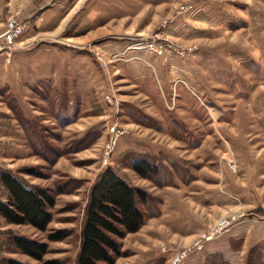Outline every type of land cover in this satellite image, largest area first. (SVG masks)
<instances>
[{
    "label": "rangeland",
    "instance_id": "obj_1",
    "mask_svg": "<svg viewBox=\"0 0 264 264\" xmlns=\"http://www.w3.org/2000/svg\"><path fill=\"white\" fill-rule=\"evenodd\" d=\"M37 5L0 0V32ZM141 11L131 50L164 62L165 84L155 70L138 82L114 75L111 58L127 55V45L107 52L103 39L85 46L106 61L104 73L83 82L76 69L72 79L53 77L37 59L17 68L13 51L0 54V172L49 188L55 199L45 229L0 215V264H76L89 189L107 165L150 194L149 216L119 239L113 264H264V0H163ZM74 16L59 36L78 34ZM112 126L124 132L114 139ZM136 158L157 165L156 181L132 168ZM17 235L46 242L45 253L22 252Z\"/></svg>",
    "mask_w": 264,
    "mask_h": 264
},
{
    "label": "crops",
    "instance_id": "obj_2",
    "mask_svg": "<svg viewBox=\"0 0 264 264\" xmlns=\"http://www.w3.org/2000/svg\"><path fill=\"white\" fill-rule=\"evenodd\" d=\"M63 1L65 0H38L35 10L25 17L26 20L32 21L28 25L25 24L23 35L16 41L10 66L19 67L20 61L29 57L31 61L39 60L40 66L45 63L48 74L53 77L63 76L64 79L65 77L72 79L74 75L76 76L73 69H76L83 82L87 75H93L95 71L104 73L97 59L89 54L92 50L85 46V43L92 39H103L102 45L106 43L107 52H111L116 46L125 52L127 45V55L118 57L119 59L114 56L111 58L115 59L112 70L114 75L121 73L138 82L142 78L149 80L155 70V75L160 81L163 84L167 82L162 67L164 62L159 61V64L158 57L151 53L143 52L146 56L137 55L138 51L131 50L132 46L129 43L130 39L136 38L142 32L133 30L136 27L137 16L142 13L141 9H146L152 4L157 5L163 0H89L85 10H81L76 16L74 15L80 11L78 9L83 8V0L80 6L74 5L70 9H66ZM35 12L38 13L34 16ZM73 16L71 32L78 34L59 36L68 24L67 21ZM117 53L118 51H113V54ZM174 62L176 61L170 60V66H178ZM107 85L101 78L100 87L107 91Z\"/></svg>",
    "mask_w": 264,
    "mask_h": 264
},
{
    "label": "trees",
    "instance_id": "obj_3",
    "mask_svg": "<svg viewBox=\"0 0 264 264\" xmlns=\"http://www.w3.org/2000/svg\"><path fill=\"white\" fill-rule=\"evenodd\" d=\"M132 168L143 177L157 180L158 167L143 158H136ZM0 182L5 199H0V215L8 222L29 223L45 229L51 220L50 207L54 204L53 190L29 184L10 170H1ZM150 194L146 189L128 181L112 166L103 167L93 180L84 207L80 227V243L76 264H113L122 253L120 238L137 231L149 216L147 204ZM63 234H50L51 239ZM17 247L24 253L41 258L46 242L14 237ZM11 264H24L11 260Z\"/></svg>",
    "mask_w": 264,
    "mask_h": 264
},
{
    "label": "built area",
    "instance_id": "obj_4",
    "mask_svg": "<svg viewBox=\"0 0 264 264\" xmlns=\"http://www.w3.org/2000/svg\"><path fill=\"white\" fill-rule=\"evenodd\" d=\"M26 24V19H16L13 17L8 18L6 22L5 28L0 32V54H7L10 55L13 49L16 46V41L17 37L23 32ZM148 45L150 46L151 49H156L158 52L161 51V46H155L153 45V42L149 41ZM168 45L171 49L176 50L179 53L183 52V47L178 46L176 43H172L171 41H168L166 44ZM95 56L97 58V61L99 62L100 66L103 67L106 64V61L101 58L100 55L95 53ZM110 91V90H109ZM111 92L106 91L105 93V98L111 103L114 104V101L112 99V95H110ZM124 130L122 129H115L112 126L111 133H112V138H117V136L121 133H123ZM227 222V221H226ZM225 220H221L218 224V228L224 224H226ZM178 257H175L173 259L174 264L177 262Z\"/></svg>",
    "mask_w": 264,
    "mask_h": 264
}]
</instances>
